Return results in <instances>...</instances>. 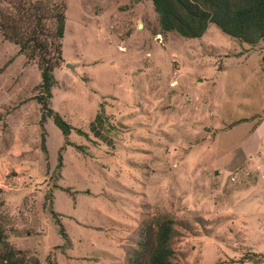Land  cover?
<instances>
[{"label": "rangeland", "instance_id": "obj_1", "mask_svg": "<svg viewBox=\"0 0 264 264\" xmlns=\"http://www.w3.org/2000/svg\"><path fill=\"white\" fill-rule=\"evenodd\" d=\"M51 1L64 3L66 24L47 103L73 127L60 164V130L50 117L40 126L37 63L0 32L8 241L40 264H125L169 217L178 264H264V121L253 131L264 42L214 24L200 38L163 32L149 0ZM100 105L108 142L90 131Z\"/></svg>", "mask_w": 264, "mask_h": 264}, {"label": "trees", "instance_id": "obj_2", "mask_svg": "<svg viewBox=\"0 0 264 264\" xmlns=\"http://www.w3.org/2000/svg\"><path fill=\"white\" fill-rule=\"evenodd\" d=\"M157 14L158 25L163 32L174 31L185 38H200L210 24L224 34L249 45L264 42V0H149ZM10 8L0 9V32L2 36L18 46V52L29 60H35L40 70L41 81L36 86L35 99L41 104L40 126L50 117L60 130L64 143L58 150V164L73 127L48 106L51 88L55 83L53 69L62 62V38L66 15L61 1L17 0ZM105 114L103 107L90 123V131L101 141L108 142L104 135ZM76 131L86 134L80 129ZM87 136V135H84ZM41 149L46 152L44 133ZM5 175L0 170V183ZM2 190L0 185V191ZM3 201L0 199V206ZM48 210L63 239L62 246L69 243L68 235L59 215L49 205ZM5 216V217H4ZM6 215H0V264H40L39 259L27 251L18 249L8 241L5 227ZM172 218L156 221L154 241L141 238L132 249L125 264H178L174 247L178 229ZM262 256V255H259ZM48 264H51L47 260Z\"/></svg>", "mask_w": 264, "mask_h": 264}, {"label": "crops", "instance_id": "obj_3", "mask_svg": "<svg viewBox=\"0 0 264 264\" xmlns=\"http://www.w3.org/2000/svg\"><path fill=\"white\" fill-rule=\"evenodd\" d=\"M263 121L264 120H262L259 124H258V126L253 130V131H255L258 127H260L262 124H263ZM252 132V131H251Z\"/></svg>", "mask_w": 264, "mask_h": 264}, {"label": "water", "instance_id": "obj_4", "mask_svg": "<svg viewBox=\"0 0 264 264\" xmlns=\"http://www.w3.org/2000/svg\"><path fill=\"white\" fill-rule=\"evenodd\" d=\"M69 66H72V65H70V64H68Z\"/></svg>", "mask_w": 264, "mask_h": 264}]
</instances>
